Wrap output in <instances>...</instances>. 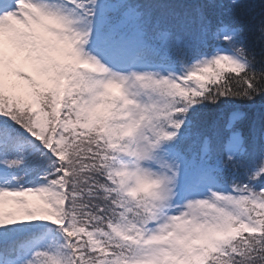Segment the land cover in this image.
Masks as SVG:
<instances>
[{"label": "snow or ice", "instance_id": "6c2138e0", "mask_svg": "<svg viewBox=\"0 0 264 264\" xmlns=\"http://www.w3.org/2000/svg\"><path fill=\"white\" fill-rule=\"evenodd\" d=\"M258 97L264 0H0V264H264Z\"/></svg>", "mask_w": 264, "mask_h": 264}, {"label": "trees", "instance_id": "16d2710c", "mask_svg": "<svg viewBox=\"0 0 264 264\" xmlns=\"http://www.w3.org/2000/svg\"><path fill=\"white\" fill-rule=\"evenodd\" d=\"M249 46L255 48L259 58V46L256 45L255 43H250ZM242 110L245 111L248 116V120L245 121L246 123L245 130H247L249 124H251L252 122H255L256 125L259 126L261 119H264V100L258 97L254 106L244 107ZM214 117H215V113L209 112L206 115L205 119L211 121Z\"/></svg>", "mask_w": 264, "mask_h": 264}]
</instances>
